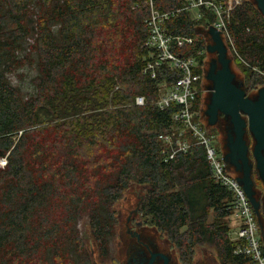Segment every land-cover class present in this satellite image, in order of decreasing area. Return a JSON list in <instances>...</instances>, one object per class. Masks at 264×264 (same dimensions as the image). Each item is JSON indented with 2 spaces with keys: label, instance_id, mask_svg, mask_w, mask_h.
<instances>
[{
  "label": "trees",
  "instance_id": "16d2710c",
  "mask_svg": "<svg viewBox=\"0 0 264 264\" xmlns=\"http://www.w3.org/2000/svg\"><path fill=\"white\" fill-rule=\"evenodd\" d=\"M162 12L184 0H155ZM174 14L167 28L196 42L202 75L205 39L195 28L216 15ZM147 0H0V264H94L79 228L89 219L99 257H113V206L132 181L147 186L142 204L181 257L200 245L220 264H249L230 237L232 192L213 176L203 146L165 160L159 134L177 106L156 105ZM236 52L264 81V15L254 0L230 13ZM15 81V84H13ZM145 104L137 105L136 97ZM201 95L193 103L200 110ZM256 174V173H255Z\"/></svg>",
  "mask_w": 264,
  "mask_h": 264
},
{
  "label": "built area",
  "instance_id": "2783aa9c",
  "mask_svg": "<svg viewBox=\"0 0 264 264\" xmlns=\"http://www.w3.org/2000/svg\"><path fill=\"white\" fill-rule=\"evenodd\" d=\"M185 7L180 10L162 12L157 9L155 0H147L150 13L146 19L150 35L147 47L151 50V58L143 72L152 79H158L162 72L170 73L171 83L165 81L159 84L160 94L156 105L160 109L169 108L172 104L177 110L172 114L173 124L166 132L159 134L164 143L162 153L165 160L176 158L187 153L195 146H203L206 150L207 160L211 166L215 180L226 186L232 192L233 214L239 223L236 238L235 253L247 256L249 264H264V231L259 213L248 199L243 184L229 172V164L224 154L218 151L214 138L200 124V110H193L196 96L201 93L202 75L194 73L198 66L195 56H183L177 49L196 42V38L185 34H173L168 31L167 24L170 18L181 10L193 11L202 8L213 12L216 19L208 26L216 28L223 40L234 47L228 30V20L231 11L244 0H184ZM137 105H144L145 98L136 97ZM6 159L0 160L5 165Z\"/></svg>",
  "mask_w": 264,
  "mask_h": 264
},
{
  "label": "rangeland",
  "instance_id": "374dc122",
  "mask_svg": "<svg viewBox=\"0 0 264 264\" xmlns=\"http://www.w3.org/2000/svg\"><path fill=\"white\" fill-rule=\"evenodd\" d=\"M193 18H200L201 11H191ZM205 39L206 49L204 51V60L202 65V81H201V103H200V124L208 131L211 137L214 138V143L222 154L228 152V135L232 124L230 119L224 114L219 116V119L215 125L209 124V117L207 115V109L211 104V96L213 90V84L206 79V74L209 71L211 61L218 57L216 52L208 50L207 46L213 44L212 36L209 33V28L198 25L195 28ZM225 40V38H224ZM228 49V57L231 59L230 67L235 74L234 83L244 89L248 97L257 99L260 90L264 89V81L259 82L260 76L256 68H250L248 64L241 61L239 58L235 46L232 47L226 41L224 43ZM245 138L250 145V161L256 168V160L253 156V147L255 144V138L253 134L248 130ZM2 166V164H1ZM252 178L254 181V188L256 190V198L261 202L259 210V218L261 219L262 229L264 231V180L261 178L258 169H255ZM229 172L233 176L241 175L239 172H235L234 167L229 163ZM147 186L138 182L132 181L128 188L124 190L121 198H119L114 206L113 210L117 218L116 236L114 239V253L113 257L108 260H102L99 257L97 244L92 236L91 228L88 218H83L80 221L79 228L82 238L86 243L89 251L91 252L94 264H134L131 259L135 249L141 248L149 252H160L165 254L169 259V264H220L217 251L214 247L209 245L197 246L191 260L182 258L178 248L169 239L168 235L160 231L155 225L151 224L149 217L144 213L142 204L145 199ZM230 222V237L236 238L238 231V218L233 214L229 217ZM158 264H163L161 259Z\"/></svg>",
  "mask_w": 264,
  "mask_h": 264
},
{
  "label": "water",
  "instance_id": "95a60500",
  "mask_svg": "<svg viewBox=\"0 0 264 264\" xmlns=\"http://www.w3.org/2000/svg\"><path fill=\"white\" fill-rule=\"evenodd\" d=\"M254 1L264 15V0ZM209 33L213 44H209L207 48L211 52H216L218 57L211 61L207 75L214 82L211 104L206 112L208 121L210 125H215L221 114L230 119L232 128L228 135V152L224 154V159L241 173L237 179L243 184L254 210L259 213L261 202L256 198L251 174L250 145L245 135L249 130L255 138L253 156L256 160V169L264 180V89L260 90L257 99H253L234 83L235 74L230 67L231 59L228 57L224 40L214 27L209 28ZM218 64L220 68L215 73ZM160 255L164 258L163 264H169L168 257L163 253Z\"/></svg>",
  "mask_w": 264,
  "mask_h": 264
},
{
  "label": "flooded vegetation",
  "instance_id": "af4514ba",
  "mask_svg": "<svg viewBox=\"0 0 264 264\" xmlns=\"http://www.w3.org/2000/svg\"><path fill=\"white\" fill-rule=\"evenodd\" d=\"M219 68H220V64H218V66L216 67L215 73ZM207 75H208V72L206 74V79L211 81L212 84L214 85L213 80L209 79L207 77ZM212 92H213V90H212ZM234 169H235V172H237L235 167H234ZM255 169L256 168L254 167V164L252 163V172H251L252 176H253L254 172L256 171ZM131 259L133 260L134 264H158V262H160L161 259L163 260V263H164V258H162V256L160 255V252L150 251L149 256H148V253L146 254V251L141 249V248L135 249V252H134Z\"/></svg>",
  "mask_w": 264,
  "mask_h": 264
},
{
  "label": "clouds",
  "instance_id": "9594fccd",
  "mask_svg": "<svg viewBox=\"0 0 264 264\" xmlns=\"http://www.w3.org/2000/svg\"><path fill=\"white\" fill-rule=\"evenodd\" d=\"M13 84H15V81H13Z\"/></svg>",
  "mask_w": 264,
  "mask_h": 264
}]
</instances>
